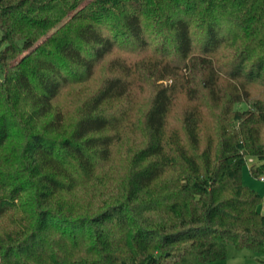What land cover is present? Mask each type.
I'll use <instances>...</instances> for the list:
<instances>
[{
    "label": "trees",
    "instance_id": "obj_1",
    "mask_svg": "<svg viewBox=\"0 0 264 264\" xmlns=\"http://www.w3.org/2000/svg\"><path fill=\"white\" fill-rule=\"evenodd\" d=\"M104 62L67 125L56 97ZM248 158L264 175V0H0V264L264 255Z\"/></svg>",
    "mask_w": 264,
    "mask_h": 264
},
{
    "label": "rangeland",
    "instance_id": "obj_2",
    "mask_svg": "<svg viewBox=\"0 0 264 264\" xmlns=\"http://www.w3.org/2000/svg\"><path fill=\"white\" fill-rule=\"evenodd\" d=\"M107 75L108 69L104 62L98 67L96 73L82 89L75 91L74 88H66L59 93L54 101V104L63 112V117L67 125H70L71 121L74 119L77 104L84 98V96L92 92L99 85L102 79ZM145 98L146 94H143L141 96V99L144 100ZM179 105L180 103L178 104V106ZM244 106V103L238 105V107ZM129 143L133 145V140L131 139V142L126 141L124 145H120L119 147H116L114 149L113 163L115 165L123 163L127 159V156L130 155L131 151H129ZM250 159L251 161H254L253 158ZM241 179L244 184L253 188L260 195L264 193V181L262 179L254 178L251 176L249 172L248 162L242 167ZM257 208L259 212L264 214V197L261 199ZM262 259H264V255L253 249L246 247L236 249L233 246H228L227 257L223 260L215 261L211 264H262L260 262V260Z\"/></svg>",
    "mask_w": 264,
    "mask_h": 264
},
{
    "label": "built area",
    "instance_id": "obj_3",
    "mask_svg": "<svg viewBox=\"0 0 264 264\" xmlns=\"http://www.w3.org/2000/svg\"><path fill=\"white\" fill-rule=\"evenodd\" d=\"M247 162H251V159L248 158V159H247ZM259 179H262V180L264 181V175H261V176L259 177ZM262 197H264V193H262Z\"/></svg>",
    "mask_w": 264,
    "mask_h": 264
}]
</instances>
